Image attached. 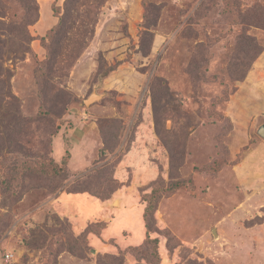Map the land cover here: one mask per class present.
Returning a JSON list of instances; mask_svg holds the SVG:
<instances>
[{
    "label": "rangeland",
    "instance_id": "1",
    "mask_svg": "<svg viewBox=\"0 0 264 264\" xmlns=\"http://www.w3.org/2000/svg\"><path fill=\"white\" fill-rule=\"evenodd\" d=\"M263 123L264 0H0V264H264Z\"/></svg>",
    "mask_w": 264,
    "mask_h": 264
},
{
    "label": "water",
    "instance_id": "2",
    "mask_svg": "<svg viewBox=\"0 0 264 264\" xmlns=\"http://www.w3.org/2000/svg\"><path fill=\"white\" fill-rule=\"evenodd\" d=\"M101 97V94L93 91L89 96L88 98L84 99L83 100V103L85 106H88L90 105L91 103H93L94 101L96 100H99V98ZM257 134L262 138L264 139V123L259 125L257 127V130H256Z\"/></svg>",
    "mask_w": 264,
    "mask_h": 264
},
{
    "label": "trees",
    "instance_id": "3",
    "mask_svg": "<svg viewBox=\"0 0 264 264\" xmlns=\"http://www.w3.org/2000/svg\"><path fill=\"white\" fill-rule=\"evenodd\" d=\"M53 28V27H52ZM110 71L112 70V68H110L109 69ZM63 163L65 164L66 162L65 161H63ZM216 165V164H215ZM215 165H213V166H215ZM213 166H211L213 169H214V167ZM57 169H59L58 171H57V173H60L61 171H63V169H61V168H58L57 167ZM210 170H212V169H210ZM145 213H146V210H145V212H144V215L143 216H145Z\"/></svg>",
    "mask_w": 264,
    "mask_h": 264
},
{
    "label": "built area",
    "instance_id": "4",
    "mask_svg": "<svg viewBox=\"0 0 264 264\" xmlns=\"http://www.w3.org/2000/svg\"><path fill=\"white\" fill-rule=\"evenodd\" d=\"M11 257V254H6V258H10Z\"/></svg>",
    "mask_w": 264,
    "mask_h": 264
},
{
    "label": "crops",
    "instance_id": "5",
    "mask_svg": "<svg viewBox=\"0 0 264 264\" xmlns=\"http://www.w3.org/2000/svg\"><path fill=\"white\" fill-rule=\"evenodd\" d=\"M44 26H45V25H44V23L42 22V23H41V28L43 29ZM51 27H52V26H51Z\"/></svg>",
    "mask_w": 264,
    "mask_h": 264
},
{
    "label": "bare ground",
    "instance_id": "6",
    "mask_svg": "<svg viewBox=\"0 0 264 264\" xmlns=\"http://www.w3.org/2000/svg\"><path fill=\"white\" fill-rule=\"evenodd\" d=\"M118 203V201H115V204H117Z\"/></svg>",
    "mask_w": 264,
    "mask_h": 264
}]
</instances>
